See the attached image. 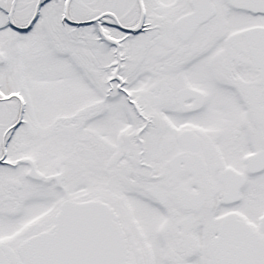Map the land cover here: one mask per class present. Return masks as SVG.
Wrapping results in <instances>:
<instances>
[{"label":"snow or ice","instance_id":"6c2138e0","mask_svg":"<svg viewBox=\"0 0 264 264\" xmlns=\"http://www.w3.org/2000/svg\"><path fill=\"white\" fill-rule=\"evenodd\" d=\"M0 264H264V0H0Z\"/></svg>","mask_w":264,"mask_h":264}]
</instances>
